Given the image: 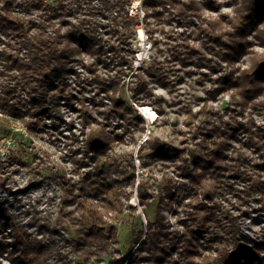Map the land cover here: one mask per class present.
<instances>
[{"label": "trees", "instance_id": "1", "mask_svg": "<svg viewBox=\"0 0 264 264\" xmlns=\"http://www.w3.org/2000/svg\"><path fill=\"white\" fill-rule=\"evenodd\" d=\"M73 1L76 6L74 9L80 11L84 0ZM100 1L106 10L111 9L112 13L125 11L128 16L126 7L131 0ZM14 3V0H7L3 9L0 8V43L5 45L0 50V60L3 62L0 76L4 81L3 84L0 82V113L19 116L30 131L36 130L41 119L47 117L53 120L54 127L59 128L61 103L72 104L75 98L70 93L72 85L69 82L70 76L77 72L75 55L94 48L95 40L90 41L84 31L66 19L69 15L63 9L60 11L45 0H23L18 3L24 7L23 17L11 15ZM62 3L64 0L59 1V4ZM143 4L147 8L146 16L160 18L164 10H170L171 17L177 16L179 22L185 21L198 27L204 34V42L213 49V54L228 65H234L241 56L248 54L255 40H259L264 47V29L260 27L264 20V0H247L225 31L221 29L219 20L196 22L195 19H201V15L194 0H144ZM35 11L38 17L34 16ZM59 14H62L63 23L57 26L53 21ZM88 22L89 30L95 32L97 29ZM62 25L67 26L65 31ZM251 36H254V40ZM119 57L122 66H127L131 71L135 68L133 60H127L125 55ZM180 61L187 66L193 59L187 55ZM203 61L204 57L200 56L195 64L202 65ZM82 66L93 71L92 65ZM208 67L212 71L216 70L214 65ZM192 72L189 71L190 74ZM202 74L211 79L209 73ZM135 77L138 79L133 81V102L140 107L150 105L140 97L142 92L152 95L146 77L160 85L173 84L161 68L154 66L138 67ZM121 80L122 72L109 78L96 75L95 78L84 79L90 85H96L91 104L95 114L102 118L99 120L88 108L81 111L83 125L89 127L90 132L79 151L82 156L76 157L75 163L80 169H89L79 181H74L64 173L52 177L59 184L63 195L58 220L76 230V239L71 242L82 259L78 264H94L93 260L101 264L105 261L118 241V231L107 224L106 214L117 209L122 211V196L128 200L133 197V192L125 191L122 186L128 180L135 184L137 164L134 156L111 155L109 152L114 141H123L126 134L133 133L137 128L138 122H144L136 108L117 98ZM220 80L218 88L210 91V94L216 96L220 91L235 90V104L246 107L264 94V53L253 59L251 67L238 69ZM84 81L79 75L77 84ZM80 100L86 102V99ZM26 116H30V119H26ZM113 117L121 121L118 124L123 128L121 133L108 129ZM3 119L0 116V120ZM5 120L8 122V119ZM218 120L221 123L213 122L212 129H201L203 135L210 139L203 153L193 154L188 159L176 146L155 139L150 151L154 159L176 161L178 154H183L182 163L176 167L177 176L184 181H173L168 174H164L160 183L164 184L168 201L159 199L155 218L147 217L148 223H143L130 256L111 259L108 264H250L254 260L264 263V235L237 238L239 234L231 224L226 229L228 232H225L222 227L224 213L216 202L219 195L226 200L237 199L239 203H250L253 193L258 191L252 169L257 166V161L260 162L259 166L264 164V128L222 122L221 117ZM242 135L245 144L252 145L258 158L254 159L243 151H238L237 156H229L230 141L241 139ZM144 148L142 145L139 151L141 158ZM27 150L26 144L22 142L10 158L22 164ZM146 166L144 161L143 167ZM120 177L124 179L120 180ZM146 182L143 177L138 185L139 200L145 210L151 199L147 195ZM178 201L185 203L190 210L183 209L174 225L166 220L164 212L171 210ZM75 205L79 206L78 213L75 208L67 209ZM130 209L132 212L137 211L136 207L130 206ZM7 229L12 230V248L20 254V259L28 264H47V258L53 253L52 248L16 222L14 216L0 203V234L4 235ZM242 240L250 246L245 247ZM9 247V243L0 238V257Z\"/></svg>", "mask_w": 264, "mask_h": 264}, {"label": "rangeland", "instance_id": "2", "mask_svg": "<svg viewBox=\"0 0 264 264\" xmlns=\"http://www.w3.org/2000/svg\"><path fill=\"white\" fill-rule=\"evenodd\" d=\"M6 1L0 0V8L3 9ZM14 1L11 15L23 17L24 7L18 5L23 0ZM45 1L58 7L60 11L63 9L69 15L66 19L77 29L84 31L90 41L95 40L96 46L75 55L77 72L73 73L69 80L72 85L70 93L75 98L72 104L61 103L59 128L54 127L53 120L47 117L41 119L36 130L30 131L19 116L0 113L4 118L0 120V203L14 216L16 222L33 236L43 239L52 248L53 253L47 258V264H78L82 261L71 242L76 239V230L68 223L58 220L63 195L59 184L52 177L57 173H64L74 181H79L81 175L89 169H80L75 163L76 157L82 156L79 151L90 132V128L83 125L81 111L88 108L99 120L102 118L95 114L91 104L97 90L96 85H90L84 79L95 78L96 75L109 78L122 72L117 98L136 108L143 116L144 122H138L137 128L133 133L126 134L123 141H114L109 150L111 155H133L137 171L135 184L128 180L124 181L122 186L125 191L133 192V197L128 200L122 196V211L117 209L106 214L107 224L116 227L118 231L117 243L101 263L108 264L111 259L124 257L130 253L136 244L138 233L143 229V223L145 225L148 223L147 217L155 218L159 199L168 201L164 184L160 183L164 174H168L169 179L173 178V181H184L177 176L176 167L182 163V153L188 159L193 154L203 153L205 145L210 142L201 129H212L215 121L220 124L219 117L222 118V122L244 123L252 128L257 126L264 128V94L249 102L246 107L235 104L233 100L235 90L220 91L216 96L210 94V91L220 85L221 77L229 76L238 69L251 67L253 59L264 53V47L259 40H255L248 54L241 56L234 65H228L213 54V49L204 42V34L198 27L186 24L185 21L179 22L177 16L171 17L170 10H164L160 18L154 15L146 16L144 0H131L126 7L128 16L125 11L112 13L111 9L106 10L100 0H84L80 11L74 9L76 6L73 0H64L62 4H59L60 0ZM194 1L201 15V19H195L196 22L219 20L221 29L225 31L230 20L239 14L247 0ZM38 15L35 11L34 16ZM61 15L59 14L53 21L57 26L63 23ZM88 21L97 29L95 32L89 30ZM260 27L264 29V20ZM66 29L67 26L64 25L63 31ZM141 30L143 35L140 34ZM251 38L254 40V36ZM4 48L5 45L1 42L0 50ZM119 55H125L129 61L133 60L135 68L131 71L127 66H122ZM187 55H190L193 61L186 66L180 60ZM200 56L204 57V64L197 66L195 61ZM2 63L0 60V70L3 67ZM83 64L92 65L93 71L82 66ZM208 65H214L216 70L212 71ZM141 66L159 67L173 82L170 85H160L146 77L152 95L142 92L140 97L157 113L155 121L148 120L139 110L146 106L140 107L133 102L132 87L135 86L133 81L138 79L135 74ZM189 71L194 72L190 74ZM202 73H209L211 79L207 75L203 77ZM79 75L84 81L80 85L77 84ZM0 82L4 83L1 76ZM80 99H86V102L82 103ZM106 102L109 103L108 100ZM25 118L30 119V116ZM5 119H8V122ZM119 123L121 121L115 117L111 118L108 129L121 133L123 128L118 125ZM155 139L171 143L182 153L178 154L176 161L163 162L154 159L150 156V151ZM244 139L243 136L241 139L230 141L232 144L229 156H237L238 151H243L252 155L254 159L258 158L252 145L245 144ZM22 142L26 144L28 152L24 153L21 164L17 159L10 158V155L19 149ZM262 142L264 143V140ZM142 145L145 148L141 158L139 151ZM144 161L147 163L146 167H143ZM259 163L257 161V166L252 169L258 191L253 193L250 203H239L237 199L226 200L219 195L216 197L217 205L224 213L223 229L228 230V225H233L239 234L237 238L264 235V164L259 166ZM143 177L147 180V195L151 198L146 210L142 207L138 195V185ZM123 179L124 177H120V180ZM130 206L136 207L137 211L132 212ZM73 208L76 213L79 212V206L76 205L67 209ZM183 209L190 210V207L182 201L176 202L171 210L164 212L166 220L176 225L177 217ZM227 230L225 232H228ZM3 234H0V238H4L10 247L0 257V264H28L20 259V254L12 248L14 241L12 230L7 229ZM242 243L245 247L250 246L247 241ZM93 261L94 264H99L96 260ZM250 264L264 263L254 260Z\"/></svg>", "mask_w": 264, "mask_h": 264}, {"label": "bare ground", "instance_id": "3", "mask_svg": "<svg viewBox=\"0 0 264 264\" xmlns=\"http://www.w3.org/2000/svg\"><path fill=\"white\" fill-rule=\"evenodd\" d=\"M140 34L143 35L142 30L140 31ZM143 110L150 121H155L157 119V113L151 107L146 106Z\"/></svg>", "mask_w": 264, "mask_h": 264}, {"label": "water", "instance_id": "4", "mask_svg": "<svg viewBox=\"0 0 264 264\" xmlns=\"http://www.w3.org/2000/svg\"><path fill=\"white\" fill-rule=\"evenodd\" d=\"M144 108H139V110L142 112V114L144 115V116H147L146 114H145V112H144V110H143ZM148 120H149V118L148 117H146Z\"/></svg>", "mask_w": 264, "mask_h": 264}]
</instances>
